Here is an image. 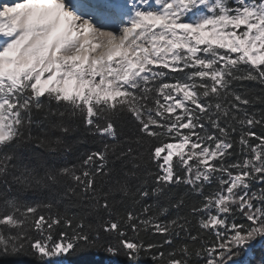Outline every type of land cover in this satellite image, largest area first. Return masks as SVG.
I'll list each match as a JSON object with an SVG mask.
<instances>
[{"label":"snow or ice","instance_id":"6c2138e0","mask_svg":"<svg viewBox=\"0 0 264 264\" xmlns=\"http://www.w3.org/2000/svg\"><path fill=\"white\" fill-rule=\"evenodd\" d=\"M0 264H264V0L0 3Z\"/></svg>","mask_w":264,"mask_h":264},{"label":"trees","instance_id":"16d2710c","mask_svg":"<svg viewBox=\"0 0 264 264\" xmlns=\"http://www.w3.org/2000/svg\"><path fill=\"white\" fill-rule=\"evenodd\" d=\"M255 257H256V259H259V257H260V250H259L258 247H257V249L255 250Z\"/></svg>","mask_w":264,"mask_h":264},{"label":"bare ground","instance_id":"6f19581e","mask_svg":"<svg viewBox=\"0 0 264 264\" xmlns=\"http://www.w3.org/2000/svg\"><path fill=\"white\" fill-rule=\"evenodd\" d=\"M0 3H6V2H4V0H0Z\"/></svg>","mask_w":264,"mask_h":264}]
</instances>
